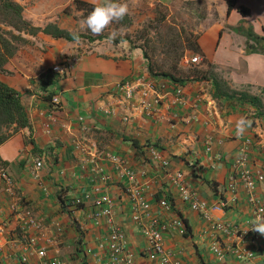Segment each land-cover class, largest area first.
Instances as JSON below:
<instances>
[{
  "label": "crops",
  "instance_id": "1",
  "mask_svg": "<svg viewBox=\"0 0 264 264\" xmlns=\"http://www.w3.org/2000/svg\"><path fill=\"white\" fill-rule=\"evenodd\" d=\"M17 1L23 6V17L39 27L55 23L73 32L75 16L83 14L76 0ZM127 2L130 7H146L150 18L158 6L174 7L181 14L183 7H193L197 20H191L190 30L200 53L191 52L214 71L204 66L201 70L209 71V79L183 83L190 105L174 104L171 87L165 86L158 115L134 113L124 121L120 111L110 116L103 113L116 82L139 74L161 85L170 81L149 73L140 47L126 41L84 44L80 40L77 45L43 32L25 35L29 42L0 72V80L19 92L29 122L0 145L4 162L0 167L14 181L12 191L5 193L0 179V227L4 225L0 264H122L123 258L118 262L110 258L107 217L94 218V199L100 194L111 200V219L124 234V251L132 253V264H161L145 254L148 240L130 218L127 169L146 185L150 215L164 221L180 217L188 227L185 233L178 229L164 233L170 261L244 264L231 252L242 246L252 249L264 263V236L249 229L255 214L247 191L237 177L235 191L229 187L238 156L236 121L240 117L252 121L244 136L252 140L247 168L255 170L264 166V116L256 115L248 103L214 96L219 90L210 77L211 73L224 82L223 91L228 87L259 96L264 108V54L247 53L246 33L235 30L243 24L264 37V0H236L229 13L225 0ZM238 6L248 9V14L243 15ZM55 64L63 66L62 73L51 70ZM53 97L58 104L51 101ZM191 115L194 118L187 121ZM40 158L43 167L33 176V162ZM177 172L183 173L184 182L208 205L210 221L180 199L173 183ZM104 176L106 180L101 179ZM253 193L264 200V181ZM75 198L81 199L77 206L72 205ZM161 198L170 201L171 209L159 205ZM222 202H226L223 209L213 208ZM27 219L39 225H27ZM215 222L229 226L219 230ZM40 249L45 251L43 256L38 254ZM213 249H220L223 257Z\"/></svg>",
  "mask_w": 264,
  "mask_h": 264
},
{
  "label": "built area",
  "instance_id": "2",
  "mask_svg": "<svg viewBox=\"0 0 264 264\" xmlns=\"http://www.w3.org/2000/svg\"><path fill=\"white\" fill-rule=\"evenodd\" d=\"M77 57L75 56L76 59ZM182 62L185 64L196 63L199 61V55L194 54L191 57L183 56ZM51 70L55 73H62L63 66L55 64ZM165 86L171 87V94L173 103L179 107H186L190 105L188 98L185 95L183 85L169 81L166 85L159 84L155 79L148 75L139 74L136 77L130 79H123L114 84L110 91L111 100L103 108L105 115H113L118 111L121 112L122 120L128 121L134 113H141L146 116L158 115L159 106L165 98V92L163 89ZM51 101L54 104H58L57 97H53ZM192 104V103H191ZM194 106V104H192ZM194 115L187 120L193 119ZM239 145L237 147L238 156L233 161L232 171L233 174L229 176V187L232 191H235L236 177L240 180L242 185L247 191V201L254 207L255 217L257 215L264 214V200L259 199L253 190L256 185L264 181V166H258L255 170L247 168V162L249 159V151L252 145V140L246 136H238ZM212 140V139H208ZM221 142V140H218ZM209 149V146L207 147ZM152 157L157 159L158 155L155 150H151ZM121 163V160H118ZM43 160L36 159L33 162L32 173H35L38 169L43 167ZM123 165V163H121ZM162 164H167V161L163 160ZM125 168V167H124ZM126 174L129 180L127 186V194L130 201V218L140 228L143 234L148 240V248L145 249V254L149 258H157L161 264H181L179 261H170V252L166 250L163 243V235L170 229H178L182 233H185L188 229L184 220L180 217H175L169 221L161 220L159 217L150 215V203L146 200L144 190L146 185L140 183L132 170H126ZM106 176L101 179L106 180ZM0 179L2 181V189L5 193L12 191L14 181L11 175L4 167H0ZM173 183L177 188L180 199L188 203L191 209L197 210L204 217L205 220L210 221L208 214V205L202 201L196 192L192 190L183 179V173L177 172L174 174ZM187 193V196L185 195ZM235 200V197L232 199ZM81 203L80 198H75L72 201V205H79ZM159 205L164 209H171L170 201L166 198H161L158 201ZM94 205L96 211L94 212V218L97 219L101 216L107 217L108 223H110V232L108 238V249L110 258L112 261L118 262L123 258L122 264H132V253L124 251V234L123 232L113 224L111 216V200L108 195L100 194L94 199ZM226 202H222L218 206H214V209H223ZM25 224L38 226L39 224L34 219L25 220ZM229 224L215 222L214 227L219 230L227 229ZM4 231V225L0 227V236ZM34 239L30 238L29 244H33ZM219 257H223V252L220 249H213ZM233 256L236 260L243 262L244 264H264L257 260L256 253L249 248L242 246H235L231 249ZM45 251L43 249L38 250V254L43 256ZM125 258V259H124Z\"/></svg>",
  "mask_w": 264,
  "mask_h": 264
},
{
  "label": "trees",
  "instance_id": "3",
  "mask_svg": "<svg viewBox=\"0 0 264 264\" xmlns=\"http://www.w3.org/2000/svg\"><path fill=\"white\" fill-rule=\"evenodd\" d=\"M77 8L83 9L82 16L84 19L92 11L95 4L81 2L76 0ZM227 12L236 5V0H225ZM165 7V6H158ZM238 10L243 14H248V9L238 6ZM23 6L17 0H0V72L4 71L7 61L15 55L20 47L27 44L29 40L25 35H36L43 32L55 38H64L73 41V33L67 29L59 27L55 23H48L43 27L34 26L30 21L26 20L23 15ZM69 11L68 8L65 9ZM157 18V17H156ZM235 30L244 31L246 33V52L264 54V37L256 35L250 26L244 27L243 24L235 27ZM79 34V33H78ZM82 37L81 34H79ZM104 37V36H102ZM94 38H90L93 41ZM128 40L127 37H117L114 41L120 42ZM185 44L177 53L176 57L167 58L165 64L168 69L151 59L150 54L141 45L132 44L131 46L140 47L143 55L147 60V69L151 75L168 78L170 81L182 84L188 80H207L208 70L197 69L196 67L187 71L181 66L180 61L185 55L186 50L200 53V48L196 42V36L186 35L184 38ZM204 62V58L202 59ZM212 81L219 90V93H214V96H225L237 102L248 103L255 107L256 115L264 116V108L259 96L251 95L244 90L229 89L221 90L224 87V82L216 79L210 73ZM28 116L22 104L21 96L18 91L10 87L0 80V145L10 139L19 129L28 126ZM4 164L0 159V165Z\"/></svg>",
  "mask_w": 264,
  "mask_h": 264
},
{
  "label": "rangeland",
  "instance_id": "4",
  "mask_svg": "<svg viewBox=\"0 0 264 264\" xmlns=\"http://www.w3.org/2000/svg\"><path fill=\"white\" fill-rule=\"evenodd\" d=\"M130 9L129 16H126L123 21L114 22L99 36L92 34L87 29L82 30L80 28L81 21L84 19L82 15L75 16L77 22L72 31L81 34L80 40L84 44H88L90 38H94L93 42L108 41L116 43L114 40L108 39L109 32L116 30L118 33L117 37H127L128 40L125 41L129 45L143 46L150 54L152 60L159 63L161 67L168 69L165 60L176 57L181 50L186 41L184 40L185 36L192 33L190 30L191 20H197V13L195 10L191 12L193 7H183L182 14L180 11H176L174 7H155V15L150 18L146 13V7H130ZM186 52L187 57L194 55L190 50H186ZM180 64L186 71L194 67L202 69L204 66L208 67L212 72L214 71V68L206 65V62L200 56L199 61L196 63L185 64L181 60Z\"/></svg>",
  "mask_w": 264,
  "mask_h": 264
},
{
  "label": "clouds",
  "instance_id": "5",
  "mask_svg": "<svg viewBox=\"0 0 264 264\" xmlns=\"http://www.w3.org/2000/svg\"><path fill=\"white\" fill-rule=\"evenodd\" d=\"M130 6L127 0H98L92 11L81 21L80 28L89 30L94 35H101L114 22L123 21L126 16L130 15ZM117 31L109 32L108 39L115 40L117 38ZM73 41L75 44L80 43V36L78 33H73ZM252 125V121L246 117H240L236 121V134L243 136L248 128ZM187 196V193H185ZM252 231L264 236V214L257 215L251 222L250 228ZM248 229V230H249ZM247 230V231H248Z\"/></svg>",
  "mask_w": 264,
  "mask_h": 264
}]
</instances>
